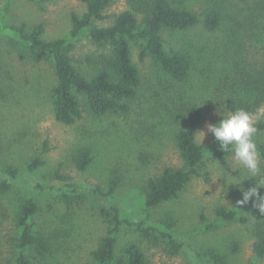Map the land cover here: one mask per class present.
I'll use <instances>...</instances> for the list:
<instances>
[{
    "label": "rangeland",
    "instance_id": "1",
    "mask_svg": "<svg viewBox=\"0 0 264 264\" xmlns=\"http://www.w3.org/2000/svg\"><path fill=\"white\" fill-rule=\"evenodd\" d=\"M192 6L202 0H187ZM2 18L8 25H43L46 39H64L74 45L75 60L89 67V58L96 55L87 34L78 39L70 35L72 12L82 15V0H8L2 3ZM195 9H198V8ZM129 0H117L107 14L130 9ZM109 19L99 22L109 25ZM229 30L206 32L201 25L187 32L168 34L174 44L193 56V70L187 84L178 86L197 99L203 110V121L196 129L195 139L206 153L215 148L216 141L207 132L208 123H217L218 112L236 109L232 99L239 81L250 73V40L233 38ZM0 140L3 145L1 167L5 163L20 170L18 186L7 194L0 193V257L7 252L3 237L11 232L16 208L25 196H33L40 206L34 224L48 232L58 229L64 236L60 241L61 264L92 262L91 252L108 229L106 209L115 203L121 212L123 225L117 236V252L128 244L141 246L150 264H214L206 254L217 250L229 254V264H264L253 251L251 230L239 222H221L216 209H236L242 196L240 189L250 182L246 169L231 158L227 166L212 165L211 182L195 180L181 196L156 209L144 204L143 187L146 181L167 165H178L174 131L169 114L158 103L156 92L160 72L153 60L141 59V46H131L132 58L139 68L145 96L133 106L129 116L94 117L85 114L72 125L56 121L51 98L55 76L49 64L32 62L17 46L0 41ZM77 66H80L77 64ZM162 101L169 97L165 92ZM239 109V108H237ZM156 122L159 124L156 126ZM206 133L204 139L199 132ZM92 150L94 161L85 172H78L72 157L78 149ZM40 156L44 165L33 173L27 163ZM113 171L122 179L121 187L111 200L96 192H109ZM68 179L86 185L84 200L69 208L59 200L57 187ZM176 223L172 229L167 223ZM140 224L152 228L153 234L171 232L182 245L177 255L167 249L166 240H146L139 232ZM214 225L212 229L207 226ZM237 241L239 251L230 254V245ZM4 252V253H2Z\"/></svg>",
    "mask_w": 264,
    "mask_h": 264
},
{
    "label": "trees",
    "instance_id": "2",
    "mask_svg": "<svg viewBox=\"0 0 264 264\" xmlns=\"http://www.w3.org/2000/svg\"><path fill=\"white\" fill-rule=\"evenodd\" d=\"M0 0V41L17 46L36 64H49L55 76L51 88L53 112L57 122L72 125L85 114L94 117H126L133 106L145 97L142 93L144 78L133 61L131 46L137 42L141 46V59L149 57L155 63L161 76L156 92L158 103L169 114L174 131L175 149L179 157L178 165H167L151 176L143 187L146 209L152 210L177 200L195 180L211 182L212 165L227 166L233 158L232 151H223L216 142L215 148L206 153L196 141V129L203 121V110L197 99L190 97L178 86L187 84L193 70V56L185 48L168 40V34L187 32L201 25L208 33L229 30L233 38L246 37L250 40V73L242 77L238 88L233 90L234 107L255 113L264 106V0H202L199 8L187 0H129L131 8L115 14L107 12L117 0H82L85 10L82 15L72 12L70 35L78 39L87 34L96 55L89 58V67L75 60L74 45L64 39H46L43 25L27 28L26 25H8L2 18ZM45 1V0H43ZM198 9H195V8ZM109 19V25L99 22ZM1 43V42H0ZM79 64L80 66H77ZM169 95L162 101V93ZM235 110V109H234ZM159 122H156V126ZM257 144L260 167L264 175V119H258ZM3 145L0 140V193L12 192L20 183V170L5 163L1 167ZM78 172H85L93 163L92 150L81 148L72 157ZM44 165L40 156L27 163L28 172L33 173ZM55 178L63 180L57 187L59 200L69 208L84 200L89 188L68 179L56 172ZM261 177H257V180ZM122 179L113 171L109 180V192L95 191L111 200L121 187ZM256 185L255 178L243 189ZM264 195V188L260 189ZM242 199V196L240 197ZM254 197L252 200L254 201ZM41 209L33 196H25L16 208L13 228L3 237L2 247L7 250L0 257V264H61L60 241L64 237L60 230L48 232L39 230L34 219ZM107 233L91 252L92 262L87 264H150L141 246L128 244L122 253L117 252V236L123 225L121 212L115 203L106 209ZM221 222H239L251 230L255 255L264 259V215L252 206L237 205L236 209L217 208ZM167 223L172 229L175 222ZM139 232L146 240H166L167 249L177 255L182 245L171 232L153 234L152 228H142ZM214 225L207 226L212 229ZM240 245L233 241L230 254L237 253ZM4 253V252H2ZM214 264H229V254L217 250L206 252Z\"/></svg>",
    "mask_w": 264,
    "mask_h": 264
},
{
    "label": "clouds",
    "instance_id": "3",
    "mask_svg": "<svg viewBox=\"0 0 264 264\" xmlns=\"http://www.w3.org/2000/svg\"><path fill=\"white\" fill-rule=\"evenodd\" d=\"M220 119L217 123H208L207 132L214 136L215 141L223 151L231 150L233 158L240 166L247 170L251 178H255L256 185L248 189L241 188L242 199L239 205H246L252 201V206L264 215V195L260 189L264 188V175L260 167L259 152L255 142L257 121L264 119V106L251 113L245 109L218 112ZM204 139L206 133L199 132ZM257 177L261 179L257 180ZM255 198L254 201L252 198Z\"/></svg>",
    "mask_w": 264,
    "mask_h": 264
}]
</instances>
